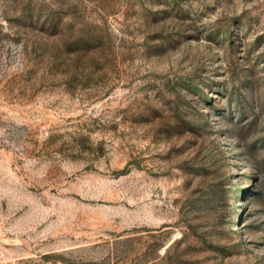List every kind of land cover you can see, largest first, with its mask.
<instances>
[{
	"label": "rangeland",
	"instance_id": "1",
	"mask_svg": "<svg viewBox=\"0 0 264 264\" xmlns=\"http://www.w3.org/2000/svg\"><path fill=\"white\" fill-rule=\"evenodd\" d=\"M0 264H264V0H0Z\"/></svg>",
	"mask_w": 264,
	"mask_h": 264
}]
</instances>
